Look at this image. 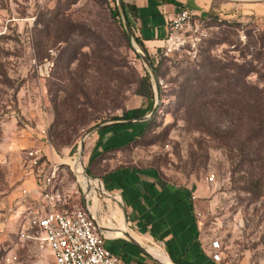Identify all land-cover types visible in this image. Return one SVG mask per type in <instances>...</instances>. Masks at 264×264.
<instances>
[{
  "label": "rangeland",
  "instance_id": "rangeland-1",
  "mask_svg": "<svg viewBox=\"0 0 264 264\" xmlns=\"http://www.w3.org/2000/svg\"><path fill=\"white\" fill-rule=\"evenodd\" d=\"M115 7L117 0H0V264H53L48 250L20 237L10 209L20 190L32 187L22 175L30 148L63 163L66 184L80 191L72 163L83 138L84 170L92 177L123 166L203 184L201 233L219 241V264H264V141H250L252 128L238 123L236 110L188 111L173 92L212 59L251 68L244 79L264 96V18L218 0L194 14L181 42L148 53L158 70L156 94L139 56L145 53L128 39L122 13L112 17ZM146 73L151 104L134 93ZM134 107L150 116L144 133L89 159L101 125ZM54 122L67 131L66 145L48 138Z\"/></svg>",
  "mask_w": 264,
  "mask_h": 264
},
{
  "label": "crops",
  "instance_id": "crops-1",
  "mask_svg": "<svg viewBox=\"0 0 264 264\" xmlns=\"http://www.w3.org/2000/svg\"><path fill=\"white\" fill-rule=\"evenodd\" d=\"M213 1L122 0L134 35L153 55L164 47L169 20L179 10L188 9L204 15ZM218 1L229 8L240 7L245 13L264 18V0ZM128 6L134 7L135 15L129 12ZM142 122L145 121L104 126L106 128L98 132L89 159L107 146L121 145L136 136L144 128ZM46 160L56 162L53 158ZM90 178L88 183L80 178L77 180L79 202L98 224L106 247L123 261L129 264H219L212 259V240L201 233L200 214L205 205L203 184L175 183L153 168L123 166H114ZM23 183L33 188V180ZM147 246L163 252L169 263L151 256Z\"/></svg>",
  "mask_w": 264,
  "mask_h": 264
},
{
  "label": "built area",
  "instance_id": "built-area-1",
  "mask_svg": "<svg viewBox=\"0 0 264 264\" xmlns=\"http://www.w3.org/2000/svg\"><path fill=\"white\" fill-rule=\"evenodd\" d=\"M193 15L190 10L181 9L169 20L166 50L181 42L183 34L192 27ZM44 156L40 148L24 153L23 180H33V188L23 187L19 200L10 209L17 217L20 237L40 250H48L53 264H129L106 247L98 224L79 202L78 190L66 184L63 163L48 162ZM213 178L209 176V181ZM210 248L214 251L212 259L220 262L219 241L212 240Z\"/></svg>",
  "mask_w": 264,
  "mask_h": 264
},
{
  "label": "trees",
  "instance_id": "trees-1",
  "mask_svg": "<svg viewBox=\"0 0 264 264\" xmlns=\"http://www.w3.org/2000/svg\"><path fill=\"white\" fill-rule=\"evenodd\" d=\"M160 1L164 3L175 2V0ZM122 4L124 15L133 39L153 65L154 59L148 54L144 44L134 35L126 14L125 5L123 2ZM127 8L131 14L135 15L133 6H128ZM111 15L113 18L119 17V10L117 7L111 11ZM244 66L245 65H238L236 63L233 66H226L220 64L218 60L206 59L198 69L194 70L173 89L175 95L174 102L178 106L186 108L188 111H196L199 113L202 109H209L216 112L217 110H223V107L232 108L237 112L235 117L238 123L245 121L246 124L251 126L252 133H250V135L252 138L250 141L256 139L264 141V96L260 88L245 81L244 76L253 70L251 68H245ZM154 69L156 72L158 71L156 67H154ZM231 69H234L235 73L230 74L227 72ZM134 93L144 96L150 104L152 103L154 91L148 73L140 78L138 88ZM226 108L224 110L225 112ZM142 116H144L142 107L123 108L120 114L111 116L110 120L127 121ZM142 123L145 126L148 125V121ZM126 124H128V122H123L121 125ZM58 125L59 123L57 124L54 122L50 132H48V138L55 147L66 145L70 139L67 131L58 129ZM113 125L120 126L117 124ZM145 126L136 136L125 143L107 146L103 151L118 149L135 141L137 137L144 133Z\"/></svg>",
  "mask_w": 264,
  "mask_h": 264
},
{
  "label": "water",
  "instance_id": "water-1",
  "mask_svg": "<svg viewBox=\"0 0 264 264\" xmlns=\"http://www.w3.org/2000/svg\"><path fill=\"white\" fill-rule=\"evenodd\" d=\"M117 5H118V10L122 13L123 18H124V26H125V30H126L127 37H128V39L130 41H132L133 40V37H132V33L130 31V28L128 26L127 20H126L125 15H124L122 0H117ZM139 56L142 59V61L144 62L145 66L147 67L150 75L152 76V79L154 81L155 93L158 94V84H159V81H158L157 72L154 69V66L152 65L151 61L149 60V58L145 54L139 53ZM149 117L150 116L148 115V116H142L140 118L132 119V120H127V121H113V122H110V123H107V124H103L101 126H106V125H109V124H112V123H122V122H128V123H130V122H136V121H146V120L149 119ZM83 148H84V138L80 141L79 155L75 159V161L78 160L80 164H82V150H83ZM81 174L83 175L84 178L87 179L88 182H90L91 178L85 172V170H84L83 167L81 168Z\"/></svg>",
  "mask_w": 264,
  "mask_h": 264
},
{
  "label": "bare ground",
  "instance_id": "bare-ground-1",
  "mask_svg": "<svg viewBox=\"0 0 264 264\" xmlns=\"http://www.w3.org/2000/svg\"><path fill=\"white\" fill-rule=\"evenodd\" d=\"M73 169L77 172L78 176L80 179L84 180L85 182H87V180H85V178L83 177V175L81 174V168H82V164L79 163L78 160L75 161V163H72ZM88 183V182H87ZM91 184V183H90ZM85 185V184H84ZM90 186V185H89ZM90 191V189H89ZM93 191V190H92ZM87 192V191H86ZM94 199V198H93ZM94 203V202H93ZM94 205V204H93ZM135 238V237H134ZM139 239V238H138ZM137 239V240H138ZM140 241V240H139ZM142 243V242H141ZM147 251L151 254V256H154L156 259H158L161 262L164 263H169V260L167 258V256L161 252L160 250H158L157 248L154 247H150L147 246L146 247Z\"/></svg>",
  "mask_w": 264,
  "mask_h": 264
}]
</instances>
